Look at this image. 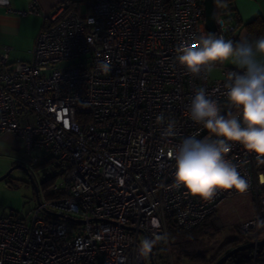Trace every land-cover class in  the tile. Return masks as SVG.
<instances>
[{
    "label": "built area",
    "instance_id": "1",
    "mask_svg": "<svg viewBox=\"0 0 264 264\" xmlns=\"http://www.w3.org/2000/svg\"><path fill=\"white\" fill-rule=\"evenodd\" d=\"M84 4L83 13H64L66 3H60L44 15L52 23L37 33L29 60L9 62L7 47L0 53V133L23 145L27 158L20 163L28 169L49 156L62 171L52 187L62 195L39 200L27 220L0 217V264H150L137 248L143 233L167 234L168 218L183 229L215 219L220 203L239 193L254 196L258 219L264 165L254 154L233 145L227 158L248 187L220 190L210 201L174 186L175 161L168 154L186 137L216 139L189 116L198 88L222 115L236 113L225 84L239 69L217 64L219 76L202 71L197 77L175 59L180 45L201 35L233 40L235 24L218 16L216 31L209 32L202 0ZM0 7L39 14L14 10L10 0ZM102 62L110 72L102 71ZM161 113L175 120L174 137L162 136L167 121L157 123ZM153 218L159 229L152 228ZM256 219L243 228L255 227ZM251 235L258 240L256 230Z\"/></svg>",
    "mask_w": 264,
    "mask_h": 264
},
{
    "label": "clouds",
    "instance_id": "2",
    "mask_svg": "<svg viewBox=\"0 0 264 264\" xmlns=\"http://www.w3.org/2000/svg\"><path fill=\"white\" fill-rule=\"evenodd\" d=\"M6 3L7 0H0V4ZM257 55L264 56V37L254 42L245 39L234 43L223 36L201 35L176 49V61L193 76L198 77L202 71L211 73L217 64L225 62L239 69L227 74L225 84L227 99L236 109L235 114L222 115L205 88H198L191 99L190 118L202 124L216 139L186 137L168 153L175 161L174 186H183L193 197L210 201L220 190L243 192L247 189L248 183L238 166L227 158L234 144H240L246 152L255 155L258 165H264V63L256 59ZM101 69L110 72L111 65L102 62ZM156 121L159 124L167 121L163 137L177 135L175 120H168L161 113ZM150 223L153 229L160 228L157 219L153 218ZM159 242H167L166 233L143 238L137 245L139 254L148 257Z\"/></svg>",
    "mask_w": 264,
    "mask_h": 264
},
{
    "label": "rangeland",
    "instance_id": "3",
    "mask_svg": "<svg viewBox=\"0 0 264 264\" xmlns=\"http://www.w3.org/2000/svg\"><path fill=\"white\" fill-rule=\"evenodd\" d=\"M78 11L83 13L87 11V8L86 6H80ZM69 62L65 61V63ZM212 75L217 77L214 76V73ZM39 153H42V151L40 150ZM18 157L24 159L27 158V154L22 151ZM49 158V156H46L45 159L41 158L37 166L29 169L37 185V194L28 174L21 168H14L6 178L0 180V217L12 216L27 220L37 206V196L40 201L45 199V192L41 184L42 180L46 177H54L53 181L58 182L61 178L57 167L58 160L54 158L49 160ZM16 164L19 163H14L11 159L0 156V169L4 168L0 175ZM48 190V192H51L52 187H49ZM217 215L215 219L211 218V221L214 229H217L219 233L213 239L204 238L201 247L208 258L215 256L220 245L229 237L244 233L247 238L251 239L253 236L251 233L255 230L258 234L257 204L254 196L250 193H239L224 200L217 209ZM252 219H256V226L244 229L243 223ZM168 243L159 242L153 248V259L156 264H201L192 263L184 257H178ZM159 244H162L165 255L162 249L158 248ZM147 258L149 261V257Z\"/></svg>",
    "mask_w": 264,
    "mask_h": 264
},
{
    "label": "crops",
    "instance_id": "4",
    "mask_svg": "<svg viewBox=\"0 0 264 264\" xmlns=\"http://www.w3.org/2000/svg\"><path fill=\"white\" fill-rule=\"evenodd\" d=\"M84 2L85 0H10V5L14 10L28 11L35 8L39 14L27 12L21 15L16 11H6L0 7V53L7 47L9 62L17 59L29 60L37 33L52 23V20L45 18L44 15L52 13L60 3H66L64 10L66 13L73 4L80 9V6H85ZM227 15L228 21L239 25L233 35L234 43L245 39L254 42L264 37V0H233L232 10ZM256 19L259 20V25L255 22ZM256 59L264 63V56L257 55ZM224 64L236 67L231 62ZM213 73L214 76H219L217 70H212ZM22 151H24L23 145L12 134L0 133L1 157L11 159L14 163H20L22 158L18 155ZM36 154L41 155L42 153L38 151ZM3 170L4 168L0 169V173Z\"/></svg>",
    "mask_w": 264,
    "mask_h": 264
},
{
    "label": "trees",
    "instance_id": "5",
    "mask_svg": "<svg viewBox=\"0 0 264 264\" xmlns=\"http://www.w3.org/2000/svg\"><path fill=\"white\" fill-rule=\"evenodd\" d=\"M232 3L233 0H220V3H218L217 0H214L215 16H222L228 21L227 14L232 10ZM72 9L77 10L78 8L75 4H73L69 10ZM255 22L258 24L259 20L256 19ZM233 24H235L236 28L239 27V25H237L236 23ZM232 41L234 42V39ZM50 159H52V157H50L49 160ZM57 167L59 175L61 176L62 171L60 170V166L57 165ZM53 178L54 177H46L41 182L46 199H51L62 195L61 191L48 192V188L53 187V185L55 184ZM262 222H264V213H260L259 215L258 240H264V225H262ZM166 224L169 242L168 244L170 248L178 257H184L192 263L214 264L223 254L228 252L230 249L251 241V239L249 237L247 238L244 233H241L239 236L229 237L225 239L220 245L217 254L212 258H208L207 254L201 250L203 240L206 237L209 239H213L219 233V231H217V229H214L213 227L211 216L206 217L200 223L189 229L178 227L173 218H168ZM158 248L162 249L163 254L165 253L162 244H159ZM223 264H264V244L257 246L256 248L250 247L235 252Z\"/></svg>",
    "mask_w": 264,
    "mask_h": 264
},
{
    "label": "water",
    "instance_id": "6",
    "mask_svg": "<svg viewBox=\"0 0 264 264\" xmlns=\"http://www.w3.org/2000/svg\"><path fill=\"white\" fill-rule=\"evenodd\" d=\"M202 4H203V10H204L205 27L209 32L213 33L216 31V24H215L216 16H215V12H214V0H202ZM14 168H21L28 174L30 181L32 182L34 189H35V192L37 194L38 193L37 185L34 182L32 176L29 172V169L26 166H24L23 164L19 163V164H16V165L10 167L8 169V171H6L4 174L0 175V180L6 178ZM37 201L39 202L38 196H37ZM128 229H130V228H128ZM143 235H144V238L148 237L145 233H143ZM262 244H264V240L249 241V242H246L244 244L238 245L237 247H234V248L230 249L228 252H226L225 254H223L214 264H223L235 252H238L240 250L247 249L250 247H257V246H260ZM148 257H149L150 263L155 264L153 256H152V252L150 253V255Z\"/></svg>",
    "mask_w": 264,
    "mask_h": 264
}]
</instances>
